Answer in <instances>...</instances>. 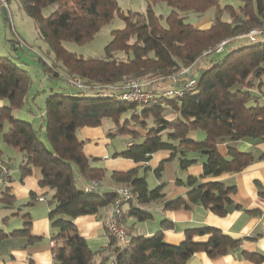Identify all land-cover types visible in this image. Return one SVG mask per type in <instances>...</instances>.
<instances>
[{
    "label": "trees",
    "instance_id": "1",
    "mask_svg": "<svg viewBox=\"0 0 264 264\" xmlns=\"http://www.w3.org/2000/svg\"><path fill=\"white\" fill-rule=\"evenodd\" d=\"M146 1L144 12L125 13L118 0H19L61 61L68 82L80 78L90 86L87 91L55 92L46 98L43 115L46 141L41 139L42 126L37 127L33 121L18 118L13 113L27 103L31 75L10 56L0 55V98L9 100V105L0 109V130L5 121L10 123L3 139L22 153L18 166L22 174L39 169L40 185L54 191V206L49 217L55 230L53 239L58 242L52 253L60 264H95L97 255L103 257L98 264H110L111 255H115L111 264H187L198 251L215 257L242 244L241 238H234L211 225L187 228L184 241L168 243L163 228L169 227L171 222L164 220L159 231L150 236H133L127 246L119 244L107 227L111 235L109 245L94 251L78 231L77 217L99 215L113 204L116 196L115 190L99 193L98 187L88 192L87 185L83 188L77 185L76 174L88 184L93 180L102 181L106 176V169L95 166V158L84 153V140L78 137V129L82 127L99 126L105 119H111L119 135L130 136L133 140L119 155L136 162H148L156 151L169 149L171 159H177L185 169L196 161L188 154L197 152L204 157V177L244 170L256 156L252 151L239 150L238 141H264V38L253 40L250 37L249 42L231 47L223 58L210 59V64L200 67L197 75L192 73L200 59L213 52H224L226 46L241 39L237 38L239 34L264 24V0H239L237 7L221 6L218 0ZM157 2L169 6L171 11L166 18L155 12ZM212 7L215 15L208 28L187 20L191 13L203 16ZM116 15L124 20L125 26L112 31L104 57H84L63 46L64 41L79 44L92 41ZM6 17L9 18V12ZM224 40L228 41L223 50L217 52V45ZM11 41L14 47L26 44L18 33ZM42 62L48 72L60 75L56 63L50 66ZM186 67L192 69L189 76L182 75ZM127 77L142 81L149 88L152 99L147 103L132 102L115 93L104 95L97 87L116 84ZM188 77L196 79L194 87L182 96L165 95L170 86L181 85ZM130 112L132 121L128 118L122 121L121 117ZM168 113L172 115L169 117ZM149 115H153L154 124L148 130L144 119ZM199 130L205 134L203 139L192 136ZM224 142L228 145L227 156L218 150V144ZM2 156L0 147V158ZM260 158H264V153ZM2 162L12 168L8 161ZM139 169L114 171L112 177L132 189L137 203L164 200L163 185L151 188L146 175H140ZM161 170L162 166L156 168L155 173L160 176ZM178 182L190 188L185 196L168 200V208L201 204L218 215H225L234 203L235 185L222 181L203 182L196 176ZM1 201L6 207L15 203L13 194L7 193ZM131 211L139 220L153 215L135 206ZM121 220L122 215V224ZM31 223L27 213L23 227L11 232L0 227V249L3 241L11 236H25L29 242L36 241L38 237L32 235ZM197 236L208 238L197 239ZM244 254L246 258L264 259L258 253Z\"/></svg>",
    "mask_w": 264,
    "mask_h": 264
},
{
    "label": "crops",
    "instance_id": "2",
    "mask_svg": "<svg viewBox=\"0 0 264 264\" xmlns=\"http://www.w3.org/2000/svg\"><path fill=\"white\" fill-rule=\"evenodd\" d=\"M0 9L4 12L3 8L0 7ZM6 19L8 18L6 17ZM211 21L209 18H205L197 22L196 25L201 28H208ZM18 34L22 37L20 33ZM32 98L36 101V93L31 94L29 92L28 101ZM7 105H9V100L0 98V109ZM40 110L38 113L30 106L25 105L15 109L13 113L17 117L33 121L37 127L42 126L41 130H43L45 129L43 120L45 106L42 105ZM105 120L103 121L105 123L99 126H85L78 129L82 136L80 137L78 134V137L84 140V153L92 159L95 158L93 160L95 166L106 169L102 186L97 191L104 193L121 185L113 179L112 173L114 171L127 172L140 167L139 174L146 175L149 185H163V192L165 193L164 200L159 199L147 204H140L134 199L132 202L123 205L121 221L129 232L130 240L133 236H150L156 233L162 228L164 220L171 222L169 227L163 228V233L164 239L172 244H179L184 241L187 228L211 225L234 238H241V246L215 257L209 256L205 251H198L189 258L187 264H264V259L246 258L244 254V252H251L264 256V158H260L264 153V141H238L239 150L252 151L256 156L255 161L244 170L204 177V157H201L197 152L188 154L196 161L185 169L180 167L177 159H171V150L169 149L156 151L151 159L144 163L119 155L133 143V140L130 136L119 135L115 124L108 122L109 119ZM9 125L10 123L5 121L2 130L5 132ZM197 132H193L192 136L194 137ZM2 140L4 142L3 136ZM1 148L3 156L0 161H8L12 166L13 173L8 183L0 185V227L7 232L21 228L24 226L25 215L29 213L32 220L31 233L38 239L29 242L25 236L9 237L1 244L0 264H60L54 260L52 253V248L58 242L53 239L55 230L49 217L54 206L52 201L54 191L40 185L39 169L35 168L32 173L27 175L22 174L18 168L22 159L20 151L14 147V151L10 148ZM218 150L223 156H227V143H219ZM160 166H162V170L161 175L158 176L155 169ZM188 176L199 177L203 182L222 181L228 185H235L236 190L232 194L234 203L229 207L228 213L218 215L201 204H195L189 208L183 206L179 208L166 207L168 200L186 195L190 187L185 183L178 182V180L186 181ZM77 180L82 185L81 188L88 185V181L83 177ZM6 193L14 196L15 203L11 207H6L1 201ZM28 203L29 205H27ZM133 206L151 212L152 217L147 220H139L132 214L131 208ZM111 209L112 205L103 209L99 215L87 214L75 219L79 233L87 239L90 248L94 251L104 249L110 243L111 235L107 230L106 221ZM14 215L18 218H12ZM196 238L205 240L208 236H197ZM102 259V256L97 255L95 264L100 263ZM110 259L113 263L115 255H111Z\"/></svg>",
    "mask_w": 264,
    "mask_h": 264
},
{
    "label": "rangeland",
    "instance_id": "3",
    "mask_svg": "<svg viewBox=\"0 0 264 264\" xmlns=\"http://www.w3.org/2000/svg\"><path fill=\"white\" fill-rule=\"evenodd\" d=\"M122 10L125 13H129V11H140L144 12L146 10L147 1L146 0H118ZM221 6L225 5H233L238 6L239 0H218ZM154 10L158 15H163L164 18L170 13V8L165 2H157L154 6ZM10 16L6 19V15L3 10L0 9V55L2 56H10L15 62H18V66L26 69L32 78L30 93H36V101L34 98L27 100L26 106H30L33 110L40 113L41 106H45L46 98L55 92H74L77 93L81 90H78L76 87L69 84L68 80L65 78L67 74L62 68V63L56 58L54 51L50 48L49 44L46 40L41 36L38 25L35 20L29 16L24 9L22 8L19 0H10ZM215 15V9L212 7L209 9L203 16H198L196 14L191 13L188 15L187 20L193 24L201 21L202 19L209 18L213 19ZM228 15L224 16V19H227ZM164 24L166 21L164 20ZM125 22L119 16L116 15L114 19L104 25L98 35L90 42L79 44L72 41H64L63 46L70 52L76 53L77 55H82L84 57H104L105 56V46L112 39V31L115 29L124 28ZM16 33H20L25 40L26 44L22 47H14L13 42L11 40L16 39ZM263 38L262 36H256L253 40ZM250 41V37H244L241 39H237L230 43L225 47L224 52L222 53H211L208 56L200 59L194 66L192 73L197 75V70L208 64L210 59H221L228 52L229 49L233 46L243 45ZM46 61L50 66L53 64H57V70L60 75L55 76L54 73L48 72L42 62V59ZM219 58V59H218ZM210 64V63H209ZM140 111V110H139ZM172 114L168 113L170 117ZM17 117V116H16ZM20 118V117H18ZM132 121V112L124 114L121 119L125 121L126 119ZM25 119V118H21ZM143 119V118H142ZM146 121L147 129L149 130L154 124L153 115H149L144 119ZM107 122V120H105ZM104 122V123H105ZM108 122H113L109 119ZM103 123V124H104ZM114 124V123H113ZM7 129V127H6ZM5 129V130H6ZM41 132L42 141H46V132L45 129ZM3 130H0V146L5 148H10V150L14 151L15 149L11 146L6 145L3 140ZM78 134L80 137L81 132L78 130ZM124 136V135H123ZM197 139H203L205 134L203 131L199 130L194 136ZM16 161V160H13ZM16 164V162H15ZM143 175V174H140ZM77 179H79V175L76 174ZM149 183V181H148ZM77 185L79 188L82 187L79 180H77ZM151 188L155 187V185H149ZM12 218H18V216ZM22 220V219H21ZM110 264L111 259H109Z\"/></svg>",
    "mask_w": 264,
    "mask_h": 264
},
{
    "label": "built area",
    "instance_id": "4",
    "mask_svg": "<svg viewBox=\"0 0 264 264\" xmlns=\"http://www.w3.org/2000/svg\"><path fill=\"white\" fill-rule=\"evenodd\" d=\"M0 7L10 12L9 0H0ZM258 35L264 38V24L262 26H258L253 29H250L247 32L239 34L237 38H244V37L255 38ZM227 41L224 40L217 45V52L223 50ZM190 72L191 69L189 67H186L182 70V75L189 76ZM196 82L197 81L195 78H189L185 83L181 85L176 84L173 87L170 86L166 90L165 95L172 97L182 96L185 93V91L194 87L196 85ZM69 84L82 91H87L90 89V86L80 78L70 79ZM97 87L101 88L104 91V95H111L112 93H115L121 99L132 102L138 101V102L147 103L152 99V94L150 93L149 88H146L144 83L138 80L137 78L127 77L124 78L119 83L107 84V85L105 84ZM12 173H13L12 168L7 163L0 161V185H4L8 183L12 177ZM100 186H102V181L93 180L92 182H90V184H88L85 187V190L88 192L96 191V189ZM114 190L116 196L114 198L112 209L107 218L106 224L108 230L117 239L118 243L121 244L122 246H127L130 243L129 232L120 223V217L123 212V205L127 202L133 201L135 199V195L132 189L126 185H120Z\"/></svg>",
    "mask_w": 264,
    "mask_h": 264
},
{
    "label": "water",
    "instance_id": "5",
    "mask_svg": "<svg viewBox=\"0 0 264 264\" xmlns=\"http://www.w3.org/2000/svg\"><path fill=\"white\" fill-rule=\"evenodd\" d=\"M8 11L7 10H4V14L7 15Z\"/></svg>",
    "mask_w": 264,
    "mask_h": 264
}]
</instances>
